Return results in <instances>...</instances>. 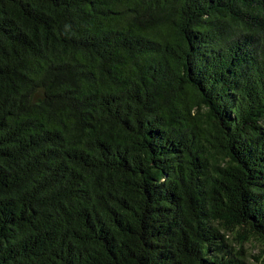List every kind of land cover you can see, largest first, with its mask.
I'll return each mask as SVG.
<instances>
[{"label":"trees","instance_id":"16d2710c","mask_svg":"<svg viewBox=\"0 0 264 264\" xmlns=\"http://www.w3.org/2000/svg\"><path fill=\"white\" fill-rule=\"evenodd\" d=\"M253 241L264 0H0V264H249Z\"/></svg>","mask_w":264,"mask_h":264},{"label":"rangeland","instance_id":"374dc122","mask_svg":"<svg viewBox=\"0 0 264 264\" xmlns=\"http://www.w3.org/2000/svg\"><path fill=\"white\" fill-rule=\"evenodd\" d=\"M237 247H240L238 244ZM244 255L249 264H264V243L253 241L245 245Z\"/></svg>","mask_w":264,"mask_h":264}]
</instances>
